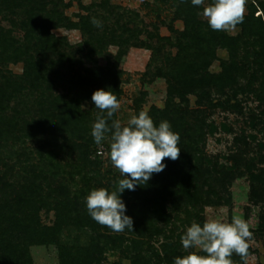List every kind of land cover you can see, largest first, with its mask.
<instances>
[{
  "label": "trees",
  "instance_id": "obj_1",
  "mask_svg": "<svg viewBox=\"0 0 264 264\" xmlns=\"http://www.w3.org/2000/svg\"><path fill=\"white\" fill-rule=\"evenodd\" d=\"M173 3L175 12L170 29L174 36H161L157 28L154 32L146 29L148 39L143 40L141 29L121 24L122 13H114L117 16L114 26L106 22L110 21L106 16L98 28L91 23L93 16L81 15L77 22L66 17L60 10L67 5L64 0H1L0 13L4 12V18L18 15L19 10L24 12L20 26L25 36L23 41L17 40L9 32L3 38L0 54L15 62L24 61L25 70L21 75L0 72V139L10 133L13 120L23 116L16 112L12 119L5 117L14 97L39 94L37 118H32L33 122L47 120L53 124V131L68 130L82 138L85 142L80 149L87 159L95 143L82 120L88 112L82 111L81 103L91 101L93 92L100 88H111L120 97L119 67L126 50L133 45L152 50L149 70L155 65L152 73L168 82L165 107H154L150 116L157 125L163 120L171 123L180 134L181 151L175 161L166 158L167 167L153 174L147 184L123 192L127 214L133 218V230L123 232L98 224L88 214L86 197L95 188L88 173L83 176L84 185L73 188L60 182L61 167L54 161L50 162L49 170L37 166L24 167L20 172L11 169L17 173L13 180L5 182L0 176V182H5L0 187V264H33L30 247L37 244L56 245L60 264H102L109 251L131 258L132 264H173L176 256L187 254L181 244L185 228L193 221L204 223L206 200L230 205L231 187L242 177L250 180L252 203L262 206L260 221L264 231V141L251 154L243 131L235 139L236 152L230 157L231 165L222 164L218 156L208 159L204 133L209 127L208 108H203L212 107L215 95L229 96L232 92L233 97L219 105L237 111L241 104H232L231 100L240 93H255L261 109L259 114L251 113L250 119L264 137V0L249 4L243 22L234 26L241 28L238 36L212 30L201 17L202 8L194 7L191 0H173ZM258 9L262 13L256 15ZM178 19L184 23L182 31L173 26ZM52 24L80 29L85 43L67 44L65 39L50 33ZM111 43L118 44L122 51L116 56H106V65H102L96 55L103 54L105 45ZM171 48H175V53ZM218 48L227 49L230 57L222 61V70L214 73L211 65ZM86 58L94 64L85 65ZM57 81L68 90L70 99L65 94L49 98L47 90ZM192 95L196 97L197 108L190 106ZM123 178L121 175L113 179L111 188H105L115 190ZM43 210L54 212V224L43 223ZM231 259L245 264L235 254Z\"/></svg>",
  "mask_w": 264,
  "mask_h": 264
},
{
  "label": "rangeland",
  "instance_id": "obj_2",
  "mask_svg": "<svg viewBox=\"0 0 264 264\" xmlns=\"http://www.w3.org/2000/svg\"><path fill=\"white\" fill-rule=\"evenodd\" d=\"M252 2H255V0H246L245 14L248 13V6ZM64 3L67 5L60 8V10L73 22L79 21L81 15L93 16L100 22L103 21V17L107 16L110 21L106 22L110 26H114L113 22L117 17L115 14L122 13L121 24L127 25L130 29H141L140 38L143 40L148 39L149 34L146 29L150 32L158 29L161 36H174L170 29L175 12L173 0H64ZM98 4L106 6L100 7L97 6ZM261 13L262 11L258 9L256 15ZM23 14L24 12L19 10L18 15H8L4 18V12L0 13V51L2 50L3 38L9 32L14 39L24 40L25 30L20 26ZM201 17L205 19L202 14ZM15 23H17V26ZM51 26L50 33L65 39L67 44L78 46L85 43L86 38L80 29L66 26L53 27V24ZM173 26L178 31L184 29V23L180 19L176 20ZM227 32L230 35L238 36L241 33V28L232 27ZM108 41L107 43H109ZM171 49L175 53V48ZM120 51H122V47L118 44H106L101 51L103 54L96 55L97 61L102 65H106V56L110 54L116 56ZM152 57L153 52L147 47L132 45L126 50L119 67L122 71L120 79L121 94L118 98L121 107L115 113L114 120L119 119L122 124H126L132 115H137L142 110L150 115L154 107L161 109L165 107L168 98V82L166 79L157 77L152 73L155 65H152L149 70ZM229 57L230 54L227 49L218 48L216 58L211 65V71L214 73L220 72L222 61L228 60ZM92 64H94L93 61L86 58L85 65L92 66ZM24 66V61L15 62L8 55L0 54V72L21 75L24 73ZM67 91L59 81L54 84V87L52 86L47 90L49 98H53L54 94H65L67 99H70ZM38 97L39 94L36 97H22L19 94L10 102V108L5 112V117L9 119H12L16 112L23 116L20 117V120H13L14 123L10 133H6L2 137L3 139H0L1 179L5 182L13 180V176L17 174L16 171L20 172L24 167L31 169L37 166V168L44 167L49 170L50 162L54 161L61 167L59 169L60 174H58L60 182L78 188L84 185L83 176L88 173L91 184L95 188H111L112 180L119 179L121 173L111 164L109 141L103 142L101 146L93 144L90 149L91 154L85 159L83 157L84 151L80 149V145L85 142L82 138L68 130L53 131V124L48 123L47 120L37 119L35 121L38 123L33 122V119L37 118L35 111ZM228 97H233L232 92H229V96L215 95L212 100V107H203L208 108L206 115L209 124L204 133L207 134L206 153L208 159L218 156L222 164L231 165L232 160L230 157L236 152L235 139L238 135L246 131L245 135L250 143L248 151L251 154L261 148L260 144L264 141V137L258 128L253 127L250 119L251 113L259 114L261 109L255 93H240L237 98L232 99V104L237 102L241 104V109L237 111L219 105ZM176 101L179 102L180 100L177 98ZM190 106L197 108L194 95L190 96ZM31 107L34 108L33 111H31ZM81 109L85 113L88 112L82 120L88 128L87 132L91 135L92 124L101 113L91 101H83ZM9 119L6 121H9ZM82 127L85 130V127ZM6 130L7 128H4V131ZM13 168L16 170L15 173L11 172ZM48 172L51 176L52 173ZM5 182H0V187ZM250 190L251 185L248 177L236 179L231 187L232 203L230 205L216 204L207 199L203 216L205 220L217 216H222L226 222H230L233 216H239L245 220L252 232L251 238L247 241L249 248L246 264H264V231L261 229L260 221L262 206L252 203ZM41 219L47 225L54 224V212L41 211ZM72 234L75 235L76 231ZM159 245L157 243V246ZM30 255L33 264H60L61 262L59 248L53 244L32 245ZM119 260L123 264H132L131 258H125L116 251L107 252L102 264H113V262ZM233 264L243 263L234 259Z\"/></svg>",
  "mask_w": 264,
  "mask_h": 264
},
{
  "label": "clouds",
  "instance_id": "obj_3",
  "mask_svg": "<svg viewBox=\"0 0 264 264\" xmlns=\"http://www.w3.org/2000/svg\"><path fill=\"white\" fill-rule=\"evenodd\" d=\"M191 4L202 8L201 14L212 30L227 31L243 22L246 0H191ZM91 23L102 27L95 17ZM91 101L101 113L92 124L91 136L97 146L109 141L111 164L124 178L117 182L115 190L92 189L86 197L87 211L95 222L114 232L133 230V218L127 214L122 194L125 190L135 191L138 185L147 184L153 174L162 172L167 167L166 158H179L180 134L167 120L157 125L143 110L132 115L126 124L112 119L121 105L111 88L95 90ZM251 236L249 224L239 216H233L230 222L222 216L206 219L203 224L193 222L181 236L187 254L176 256L173 264H233L234 253L246 264Z\"/></svg>",
  "mask_w": 264,
  "mask_h": 264
}]
</instances>
